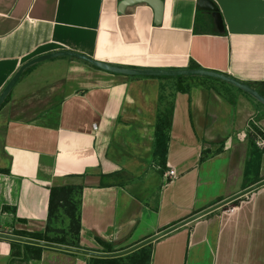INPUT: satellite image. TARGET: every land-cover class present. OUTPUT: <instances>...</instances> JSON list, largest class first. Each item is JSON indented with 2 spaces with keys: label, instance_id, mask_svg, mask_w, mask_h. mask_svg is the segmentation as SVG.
Listing matches in <instances>:
<instances>
[{
  "label": "crops",
  "instance_id": "0c3cea01",
  "mask_svg": "<svg viewBox=\"0 0 264 264\" xmlns=\"http://www.w3.org/2000/svg\"><path fill=\"white\" fill-rule=\"evenodd\" d=\"M126 1L0 0V92L24 62L67 50L120 67L214 71L264 96V0H212L221 30L197 0H160L158 17ZM196 76H130L64 56L25 69L0 106V231L56 236L49 190L71 187L78 248L104 252L103 241L115 252L264 179L263 151L245 174L253 129L264 134V105ZM178 81L188 89L172 96L161 169L153 156L159 86ZM147 245L148 264H264V185ZM11 252L0 238V264H89L45 247L38 259Z\"/></svg>",
  "mask_w": 264,
  "mask_h": 264
},
{
  "label": "trees",
  "instance_id": "16d2710c",
  "mask_svg": "<svg viewBox=\"0 0 264 264\" xmlns=\"http://www.w3.org/2000/svg\"><path fill=\"white\" fill-rule=\"evenodd\" d=\"M191 67L196 68V65H191ZM179 77L181 76H178V78ZM187 89L188 86L183 85L180 81L172 86H167L166 84H160L159 86L154 127L153 156L161 169L165 168L167 141L173 111L172 96L176 91L185 92ZM253 131L255 135L251 137L249 142L250 155L245 165V174H248L249 170L252 168L257 169L262 154V150L256 146L255 140L258 136L264 138V134L256 128L253 129ZM78 204L79 201L77 200L74 188L52 187L49 190L48 218L50 221L53 217L58 218L61 216L69 220L65 227L59 228L62 234L52 237H49L46 233H27L23 231H13L12 234L72 247H79L77 243L79 229ZM48 228L47 225V229ZM9 243L13 256H21V254H23V258L38 259L40 257L42 247L23 243L21 252L19 242L9 240ZM99 244L102 246L104 252L114 251L108 243L99 241ZM149 260L150 250L149 245H147L121 257L107 259L89 257V264H148Z\"/></svg>",
  "mask_w": 264,
  "mask_h": 264
},
{
  "label": "water",
  "instance_id": "95a60500",
  "mask_svg": "<svg viewBox=\"0 0 264 264\" xmlns=\"http://www.w3.org/2000/svg\"><path fill=\"white\" fill-rule=\"evenodd\" d=\"M137 2H145L148 5H150L154 11L156 17H158L161 13V1L160 0H129L126 1L124 5L127 4H133ZM197 6L210 14V16L213 18L214 24L217 27V29L221 30L222 29V21L219 12L217 11V7L215 6L214 2L212 0H197ZM72 57L75 59H79L81 61H84L96 68H99L104 71L112 72V73H117V74H124V75H130V76H152V77H173V76H185V75H199V76H206V77H212V78H218L221 80H224L233 86L237 87L238 89L242 90L243 92L247 93L250 95L252 98L260 102L261 104L264 105V96L261 95L258 91L250 87L248 84L243 83L233 77H230L228 75H224L218 72L214 71H209L205 69H177V70H162V69H150V68H128V67H120L116 65H110L107 63H103L100 61H96L86 55L76 53L73 51H67V50H59V51H53L49 53H45L39 56H36L26 62H24L20 67L17 69V71L14 73V75L10 78V80L7 82V84L4 86V88L0 92V106L11 91L12 87L15 85V83L18 81V79L21 77V74L27 69L28 67L50 59V58H55V57ZM261 185H264V179L254 183L253 185L239 191L238 193L222 200L219 201L193 215H190L181 221L159 231L158 233L126 248L123 250L115 251V252H97V251H92V250H87V249H82L78 247H72L68 245H63V244H57V243H52L44 240H36L33 238H27V237H22L18 235H13L10 233L6 232H1L0 231V238L2 239H7L10 241H16V242H21V243H26V244H31V245H36L39 247H45V248H51V249H57V250H62V251H67L71 253H76V254H81L89 257H95V258H116L120 256L127 255L137 249H139L142 246H145L155 239L170 233L179 227L186 225L187 223L215 210L220 207L225 206L226 204L242 197L243 195L247 194L248 192L256 189L257 187H260Z\"/></svg>",
  "mask_w": 264,
  "mask_h": 264
},
{
  "label": "built area",
  "instance_id": "2783aa9c",
  "mask_svg": "<svg viewBox=\"0 0 264 264\" xmlns=\"http://www.w3.org/2000/svg\"><path fill=\"white\" fill-rule=\"evenodd\" d=\"M256 146L261 149L264 153V138L263 137H257L255 140ZM164 176H167V178H174L176 176V173L173 169H169L164 173Z\"/></svg>",
  "mask_w": 264,
  "mask_h": 264
},
{
  "label": "rangeland",
  "instance_id": "374dc122",
  "mask_svg": "<svg viewBox=\"0 0 264 264\" xmlns=\"http://www.w3.org/2000/svg\"><path fill=\"white\" fill-rule=\"evenodd\" d=\"M186 76H188V77H194V76H196V75H186ZM197 77V76H196ZM67 219V218H66ZM68 219H67V223H68ZM64 223H65V219H64ZM51 224L53 225V226H56V227H58V228H56L57 229V232H59L57 235H61L62 233L60 232V230H59V228L60 227H65V225L63 224V222L61 221V219L58 217V218H52L51 219ZM67 225V224H66Z\"/></svg>",
  "mask_w": 264,
  "mask_h": 264
}]
</instances>
